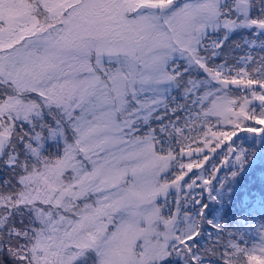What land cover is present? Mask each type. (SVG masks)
I'll return each instance as SVG.
<instances>
[{"label":"snow or ice","instance_id":"obj_1","mask_svg":"<svg viewBox=\"0 0 264 264\" xmlns=\"http://www.w3.org/2000/svg\"><path fill=\"white\" fill-rule=\"evenodd\" d=\"M237 129L264 0H0V264H264L210 215Z\"/></svg>","mask_w":264,"mask_h":264},{"label":"trees","instance_id":"obj_2","mask_svg":"<svg viewBox=\"0 0 264 264\" xmlns=\"http://www.w3.org/2000/svg\"><path fill=\"white\" fill-rule=\"evenodd\" d=\"M236 95H239V93L237 92ZM221 123L218 125H221ZM252 135L250 132L237 129V134L233 137V141L235 144H241L246 150L247 163L240 168L229 166V168L224 170L222 175L225 177V181L221 188V192L224 194L221 195L225 201L218 205L217 208L213 207L210 212L212 214L214 210L220 208V221L229 228L235 226L233 229L237 228L244 232L245 229L237 227L241 222L240 216L244 217L245 220L250 218L264 222V137ZM227 142L232 143L231 141ZM249 157L251 159H248ZM252 158L254 159L252 160ZM230 171H235L236 175H226Z\"/></svg>","mask_w":264,"mask_h":264},{"label":"rangeland","instance_id":"obj_3","mask_svg":"<svg viewBox=\"0 0 264 264\" xmlns=\"http://www.w3.org/2000/svg\"><path fill=\"white\" fill-rule=\"evenodd\" d=\"M210 122H211V124L214 126V129L213 130H218V131H227V132H230V131H232V128H231V126H228V125H225V124H222L221 123V125H218L217 124V121H216V118L215 117H211L210 118ZM214 122V123H213ZM254 123L255 122H250V123H248V125L249 126H252V125H254ZM253 134V133H252ZM253 135H258L259 136V134H253ZM252 135V136H253ZM260 137V136H259ZM258 138V137H257ZM228 144H230V142H227ZM237 146H241V144H236ZM244 148V147H243ZM258 149V148H257ZM264 150V149H263ZM254 153H256V152H254ZM264 154V153H263ZM254 155V154H253ZM255 158V157H254ZM254 158H252V160L254 159ZM248 159H251V157H249ZM185 163L186 162H189L187 159H185V161H184ZM247 163V160H246V162L245 163H243V165L244 164H246ZM242 165V166H243ZM232 167L233 166H236V168L238 167V168H240L241 167V165H239V164H234V165H231ZM222 175V174H221ZM223 176V175H222ZM221 188L222 187H218V188H214V193H215V195H217L218 197H219V199L218 200H212V201H209L208 203H209V205H210V212H211V209H213V207H215V208H217L218 207V205H221V203H224V201H225V199H223L222 198V195L221 194H224L223 192H221ZM219 210H220V208H218L217 210H214L213 211V213L212 214H210L213 218H215V219H217V220H219L220 221V219H219V216H220V214H219ZM239 216V215H238ZM237 216V217H238ZM236 217V218H237ZM239 219H241V222L238 224V226L237 227H240L241 229H245V232H247L249 235H251V237H249L248 239H249V242H248V244L246 245L248 248H252L253 247V245L254 244H257L258 242H259V235L258 234H264V222H261V221H259L258 219H250V218H248V219H246L245 220V218L244 217H241L240 216V218ZM233 228H235V226L233 227ZM237 229V228H236ZM243 231V230H242ZM252 254L253 255H257V256H259L260 255V252H259V250L257 249L256 251H254V252H252ZM241 260H242V264H247V256L245 255V256H243V257H241Z\"/></svg>","mask_w":264,"mask_h":264}]
</instances>
